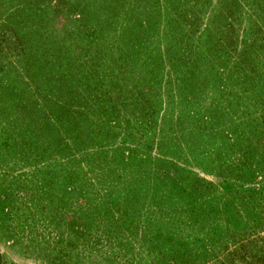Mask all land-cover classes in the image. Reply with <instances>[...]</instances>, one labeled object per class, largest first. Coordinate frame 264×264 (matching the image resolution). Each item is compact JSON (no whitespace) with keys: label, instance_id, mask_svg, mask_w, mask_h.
I'll return each instance as SVG.
<instances>
[{"label":"trees","instance_id":"1","mask_svg":"<svg viewBox=\"0 0 264 264\" xmlns=\"http://www.w3.org/2000/svg\"><path fill=\"white\" fill-rule=\"evenodd\" d=\"M211 1L0 0V153L4 150L15 156L21 155V150L38 153L42 142L52 153L65 158L68 149L73 157L74 149L84 147L83 160L90 161L100 155L93 147H104L105 143L120 139L124 145L115 147L117 157L131 160L130 155H139L141 148L136 137L140 133L153 135L158 129L157 109L162 106V94L171 99L183 95L193 100L202 91L207 92L209 85L201 81L196 69L202 65L221 80L216 79L214 86L233 83L228 86L237 89L230 92L234 94L231 101L219 103L217 111L234 113L241 119L246 113L251 118L257 114L253 122L256 130L259 128L252 134L249 117L248 121L240 120L239 125L243 126L240 134L222 130L226 129L220 128L224 114L207 112L209 121L200 130L210 134L207 144L212 142L209 145L222 149L231 144L238 151L226 164L223 161L218 164L215 175L219 185L213 187L209 183L205 187L221 197L224 209L221 219L234 206L233 195L239 193L244 200L256 199L258 192L264 190V0H220L228 8L216 15L217 21L213 23L220 24L214 32L210 24L202 28L203 14ZM250 15L255 19L253 31L257 30V36L240 48L243 22ZM160 23L169 28V34H160ZM205 33L206 38L201 40ZM155 39L165 41L160 42L158 54L148 62L157 70L156 82L152 84L158 91L148 88L149 96L139 88L127 95L118 75L135 68L143 56L151 53L149 44ZM163 73L166 78L162 79ZM230 93L229 97L224 94V98L230 99ZM251 96L259 98L250 101ZM241 107L247 108L242 112ZM40 108L43 115L38 120ZM129 108L132 110L128 111ZM10 115L16 120L26 116L30 120L18 126L7 121ZM61 126L68 134L59 132ZM17 127L23 129L25 136L13 133ZM126 129L121 134L116 131ZM4 131L12 137L5 136ZM181 132L178 138L185 134L186 127ZM48 136L65 143L53 147ZM165 138L170 141L171 135ZM145 147L151 149L152 145ZM204 150L199 151V157L208 155ZM209 151L212 154V149ZM156 159V170L166 179L168 173L174 172L168 165L174 163L175 157L159 151ZM69 175L82 178L83 172L73 171ZM190 184H186L188 191L194 188ZM236 184L238 187L232 188ZM86 195L88 199L90 196ZM240 211H237L239 220L243 214L252 219L250 208ZM225 223L231 230L233 220L227 218ZM246 229L238 237L240 250L229 253L261 262L264 229ZM231 232L238 236V232ZM245 244L253 246L252 249Z\"/></svg>","mask_w":264,"mask_h":264},{"label":"rangeland","instance_id":"2","mask_svg":"<svg viewBox=\"0 0 264 264\" xmlns=\"http://www.w3.org/2000/svg\"><path fill=\"white\" fill-rule=\"evenodd\" d=\"M227 8L220 0H212L203 14L202 28L210 24L214 32L220 24L213 23L217 21L216 15H221L222 10L226 12ZM254 23L253 16L245 17L240 48L257 36ZM158 28L160 34H169L164 24L160 23ZM205 38L206 33L201 40ZM160 42L165 43L155 39L149 44L151 53L143 56L135 68L120 71L118 76L124 82L122 91L127 95L139 88L149 96L148 88L158 91L154 85L157 70L148 62L158 54ZM196 69L202 76L201 81L209 85L207 92L202 91L193 100L183 95L171 99L162 94V106L157 109L158 129L153 135L140 133L136 137L141 148L139 155H130L131 160L117 157L115 147L124 145L120 139L105 143L104 147H93L100 155L90 161L83 160L84 147L74 149L73 157L68 149L65 158L60 153L59 156L52 153L42 142L38 153L21 150V155L15 156L7 155L6 150L1 152L0 264H264V260L256 262L229 253L240 250L238 237L246 228L264 229L261 207L264 190L258 192L256 199L244 200L239 193L233 195L234 206L221 219L224 215L221 197L205 185H219L215 175L218 164L233 159L238 148L231 144L224 149L209 145L212 142L207 144L206 138L210 134L200 131L209 121L206 115L209 111L223 113L220 128L223 126L226 129L222 130H235L238 134L243 131L240 122L248 121L251 115L246 113L241 119L234 113L217 111L219 103L231 101L234 94L230 92L237 89L228 86L233 83L214 86L216 79L221 80L212 70H205L202 65ZM163 74L162 79L166 78ZM175 76L173 72L172 77ZM158 86L164 89L161 83ZM229 93L230 99L224 98ZM258 98L251 96L249 100ZM207 102H210L208 107ZM241 108L243 112L247 107ZM37 115L41 120V108ZM253 119H257V114L250 120L252 134L259 131ZM29 120L27 116L16 120L10 115L7 121L22 126ZM183 127L186 132L178 138ZM12 131L25 136L22 128ZM116 131L121 134L128 129ZM59 132L68 134L64 126ZM3 133L12 137L6 131ZM165 135H171V140L167 141ZM48 139L53 147L65 143L52 136ZM252 143L255 144V139ZM203 148L208 154L204 158L198 156ZM159 151L175 157L174 163L168 165L174 172L168 173L170 176L166 179L156 170ZM219 154L220 158L215 159ZM73 171L83 172L82 178H72L69 173ZM184 183H191L193 190L188 191ZM237 187L236 184L232 188ZM85 193L90 196L88 199ZM252 206L257 207L252 209ZM247 208L252 219L243 214L239 220L237 211L243 213ZM227 218L234 222L231 230L225 226ZM231 231L238 232V236H233Z\"/></svg>","mask_w":264,"mask_h":264}]
</instances>
